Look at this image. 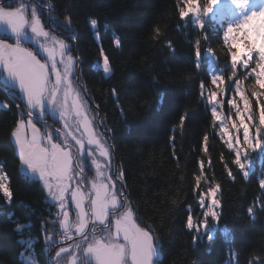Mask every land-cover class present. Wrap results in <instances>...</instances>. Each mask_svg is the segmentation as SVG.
I'll list each match as a JSON object with an SVG mask.
<instances>
[{"label":"snow or ice","instance_id":"snow-or-ice-1","mask_svg":"<svg viewBox=\"0 0 264 264\" xmlns=\"http://www.w3.org/2000/svg\"><path fill=\"white\" fill-rule=\"evenodd\" d=\"M45 8L55 11L52 3L16 0L12 6L0 0V81L12 100H0V110L11 116L5 139L13 147V163L38 182L50 201L48 218H41L42 250L48 254L43 264H164L165 237L155 221L141 216L115 156V131L107 110L114 106L127 123L122 90L109 84L96 102L83 81L72 0L51 26ZM172 19L163 29L156 23L150 43L164 52L166 62L184 64L186 78L198 85L195 101L204 123L202 151L207 158L199 159L192 177L191 198L200 211L186 203L183 228L193 249L211 245L221 233L228 241V264H241L232 230L223 220L222 185L214 171L210 138L220 146L218 161L227 178L235 181L239 175L247 181L252 154L264 153V0H174ZM87 26L98 47L93 66H100L102 79L111 80L115 65L103 47L100 21L90 17ZM112 43L122 48L115 33ZM159 84L153 76L152 96L145 100L157 112L167 96ZM190 119L186 107L170 127L167 143L173 149L186 135ZM258 185L264 191V176ZM14 199L11 177L0 164V206L11 209ZM257 201L264 212V195ZM182 203L179 196L172 200L173 205ZM246 211L254 220L256 201ZM21 227L17 223L14 230ZM27 243L28 264H41L32 254L31 239ZM244 264H264V247Z\"/></svg>","mask_w":264,"mask_h":264},{"label":"trees","instance_id":"trees-1","mask_svg":"<svg viewBox=\"0 0 264 264\" xmlns=\"http://www.w3.org/2000/svg\"><path fill=\"white\" fill-rule=\"evenodd\" d=\"M2 2L15 6L16 0ZM36 3L55 6L51 13L46 8L44 11L45 20L50 15L49 24L52 25L57 17L62 19L61 13L68 0H36ZM72 3L78 27L77 43L85 67L84 83L97 103L101 102L100 97L105 95L109 84L122 90L127 123L121 121L114 106L107 110L109 126L115 131V156L124 169L132 198L141 208V216L149 223L155 221L154 227L165 237V251L161 257L164 264H228V241L221 233L217 232V239L211 245L202 244L193 249L190 236L183 228L186 203H192L195 211H200L191 198L192 177L199 168V159L207 158L202 151L204 123L195 101L198 85L186 78L184 64L166 62L164 52L150 43L151 31L157 22H161L162 29L174 23V0H72ZM90 17L99 19L103 47L114 61L115 76L111 80L102 79L100 66H93L98 47L91 28L87 26ZM113 33L122 41L119 50L112 43ZM169 36L178 39L175 33H169ZM153 76L160 81L157 87L167 90L165 104L159 112L145 106V100L152 96ZM0 100L9 102L1 82ZM186 107L191 116L186 121L187 132L182 140H177L173 149L167 143L169 129ZM10 124L11 116L0 110V164L5 165L11 177L15 196L11 209L0 206V264H24L21 253L28 237L34 238L35 256L43 264L46 257L40 227L41 218H48L49 202L38 182L24 176L13 163V147L5 139ZM220 150L219 144L210 138L214 171L222 185L223 220L232 230V245L244 264L254 252L264 247V212L259 211L257 201L264 195L258 185L260 177L264 176V160L263 165L258 166L253 153L248 180L237 175V179L231 181L218 161ZM181 190L184 195H180ZM178 196L184 203L173 205L172 200ZM254 201L257 213L253 220L246 209ZM9 213H12L11 217ZM17 223L22 226L19 231L14 230Z\"/></svg>","mask_w":264,"mask_h":264},{"label":"rangeland","instance_id":"rangeland-1","mask_svg":"<svg viewBox=\"0 0 264 264\" xmlns=\"http://www.w3.org/2000/svg\"><path fill=\"white\" fill-rule=\"evenodd\" d=\"M2 30H0V34H1ZM23 260H25V263L27 264V257L26 255L23 256Z\"/></svg>","mask_w":264,"mask_h":264},{"label":"flooded vegetation","instance_id":"flooded-vegetation-1","mask_svg":"<svg viewBox=\"0 0 264 264\" xmlns=\"http://www.w3.org/2000/svg\"><path fill=\"white\" fill-rule=\"evenodd\" d=\"M49 123H52V121L50 120L49 121ZM26 175H28L26 172H24ZM29 176V175H28ZM29 241V240H28ZM32 250H34V248L32 249ZM32 254H33V252H32ZM34 255V254H33ZM40 261V260H39ZM41 262V261H40ZM42 264V263H41Z\"/></svg>","mask_w":264,"mask_h":264}]
</instances>
